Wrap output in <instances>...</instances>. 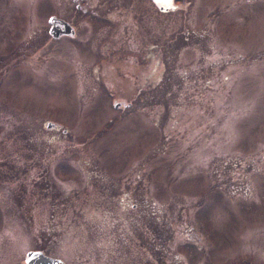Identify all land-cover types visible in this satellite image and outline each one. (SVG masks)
Here are the masks:
<instances>
[{"label": "rangeland", "instance_id": "1", "mask_svg": "<svg viewBox=\"0 0 264 264\" xmlns=\"http://www.w3.org/2000/svg\"><path fill=\"white\" fill-rule=\"evenodd\" d=\"M160 4L0 0V259L264 264V0Z\"/></svg>", "mask_w": 264, "mask_h": 264}, {"label": "flooded vegetation", "instance_id": "2", "mask_svg": "<svg viewBox=\"0 0 264 264\" xmlns=\"http://www.w3.org/2000/svg\"><path fill=\"white\" fill-rule=\"evenodd\" d=\"M40 226L42 227V224ZM41 236H39L36 239L37 245L35 248L22 249L21 246H24V245L19 243L18 249L14 252L12 249V246L9 245V249H10L9 254L10 255L7 256L8 258L0 259V264H27L24 261V256L28 250H38L44 255L59 259L63 264H73L74 263V261H73V263H69V259L71 258L70 255L72 254L73 244L67 243V244H65V246H61V245H59L57 239H55V240H53L52 245L50 247H48L47 238L45 236H43V234H41ZM68 241H71V239H68ZM52 247H53V250H51ZM12 253L17 254L18 257L13 258L15 256H13ZM9 259H11V260H9Z\"/></svg>", "mask_w": 264, "mask_h": 264}, {"label": "water", "instance_id": "3", "mask_svg": "<svg viewBox=\"0 0 264 264\" xmlns=\"http://www.w3.org/2000/svg\"><path fill=\"white\" fill-rule=\"evenodd\" d=\"M47 22V31L51 37L56 38L60 35H67L71 37L74 35L73 26L61 17L55 16L54 14H50L47 17ZM127 104L128 103H126V105ZM112 105L116 107L118 103L113 102ZM50 124L51 123L49 121L45 122V126H49ZM24 261L27 264H63L59 259L44 255L38 250H28L25 253Z\"/></svg>", "mask_w": 264, "mask_h": 264}, {"label": "trees", "instance_id": "4", "mask_svg": "<svg viewBox=\"0 0 264 264\" xmlns=\"http://www.w3.org/2000/svg\"><path fill=\"white\" fill-rule=\"evenodd\" d=\"M156 2H157V4L160 6L161 4H160V0H156ZM165 6V5H164ZM163 6V7H164Z\"/></svg>", "mask_w": 264, "mask_h": 264}, {"label": "snow or ice", "instance_id": "5", "mask_svg": "<svg viewBox=\"0 0 264 264\" xmlns=\"http://www.w3.org/2000/svg\"><path fill=\"white\" fill-rule=\"evenodd\" d=\"M169 4H171V0H168Z\"/></svg>", "mask_w": 264, "mask_h": 264}]
</instances>
